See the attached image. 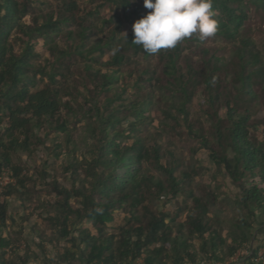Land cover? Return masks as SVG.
Instances as JSON below:
<instances>
[{
  "label": "trees",
  "instance_id": "1",
  "mask_svg": "<svg viewBox=\"0 0 264 264\" xmlns=\"http://www.w3.org/2000/svg\"><path fill=\"white\" fill-rule=\"evenodd\" d=\"M39 1L0 0V169L7 168L15 178V184L1 194L0 228L6 219V200L12 196L23 200L27 193L25 170L12 162V156H31L41 146L47 159H67L63 175L71 183L67 189L48 172H39V179L50 178L46 185L59 198L54 213L45 218L52 234L49 244L56 252L54 259L44 255L41 264H71L73 260L79 264H197L189 242L173 234V218L163 210L154 214L145 204L147 200L166 204L180 195L190 204L186 224L199 239V251L209 262L224 263L252 234L242 233L240 241L234 239L235 245L226 246L228 252L221 256L224 241L194 196L190 175L179 172L176 164H165L158 133L147 134L145 110L151 103L150 92L164 79L180 99L177 106L171 101L168 105L240 189L238 207L247 212L251 223L264 229V137L254 134L263 123L257 115L264 109V56L259 44L242 33L251 12L264 9V0H181L180 7L166 13L164 26L170 38L163 32L156 48L149 31L132 29L118 37L124 23L145 22L141 8L128 0H106L121 12L105 22L106 36L91 44L92 26L77 17V0H55L53 6L30 13L32 4ZM180 19L189 32L180 31ZM73 26L76 29L70 30ZM61 33L66 41L62 47L55 42ZM204 36L229 46L230 58L204 47ZM182 45L200 54L198 67L186 63L184 73L178 64ZM44 48L50 55V61L44 59L48 66L39 61ZM130 54L157 55L159 73L138 76L135 84L127 85L134 75ZM77 56L83 63L74 69L82 72L80 90L71 94L63 85L66 75L75 77L69 60ZM128 87L136 92L145 87L147 95L137 100V94H127ZM198 92L204 98L207 130L202 124L194 130L188 123V108ZM76 97L82 99L77 111L72 105ZM259 98L263 99L259 102ZM75 112L85 120L88 140L79 160L73 155L74 133L64 117ZM165 116L175 119L169 112ZM147 142L151 144L146 146ZM137 209L140 216L135 214ZM116 213H123L126 221L116 236H108L104 230ZM27 220L25 216L23 221ZM240 228L251 230L250 221H243ZM59 242L69 246L60 249ZM41 243L35 249L43 251ZM24 245L18 256L15 244L0 233V264L35 263L34 248L26 240Z\"/></svg>",
  "mask_w": 264,
  "mask_h": 264
},
{
  "label": "rangeland",
  "instance_id": "2",
  "mask_svg": "<svg viewBox=\"0 0 264 264\" xmlns=\"http://www.w3.org/2000/svg\"><path fill=\"white\" fill-rule=\"evenodd\" d=\"M133 7L137 6L141 8V15L144 16L145 22L132 21V23H124L120 28L118 37L122 38L128 34L132 29L145 32L149 31L153 35L155 41V48L158 42L163 38V32H166L169 39V31L164 26L166 19V13L168 10H176L181 6V0H128ZM55 0H40L37 4H32L29 12H35L37 10H45V6H53ZM78 16L85 18L86 22L90 24L92 37L89 44L93 43L97 38L106 36L109 31V27L105 22L109 19H113L116 14H119L120 9L116 8L114 4L106 0H77ZM182 27L181 32H189V26L187 23L180 19ZM113 25V24H112ZM111 25V26H112ZM195 24V21L193 22ZM110 26V27H111ZM76 29V26L71 27L70 30ZM62 30H67L63 27ZM244 36L252 38L254 42L259 44L261 54L264 56V9L259 11L253 10L250 15V19L246 22L242 28ZM55 42L58 46H65V36L61 33L55 37ZM202 45L209 49H216L219 56L225 59L230 58V47L217 39H213L211 36H204L202 38ZM182 54L179 58L178 64L182 72H185L186 63L191 64L193 67H198L200 62V54L193 47L182 45ZM157 50V49H156ZM41 53L39 61L42 65L48 66L46 60L50 61V55L47 48H44ZM129 68L134 72V75L127 85L135 84L138 76L147 78L151 76L153 72L156 74L160 71V60L157 55L147 58L141 56H135L130 54ZM44 59H46L44 61ZM107 53L103 56L102 62L106 61ZM69 61L70 71L75 74V77L67 76L63 87L68 93L77 94V90H80V73L79 69L74 70L78 65H82L81 60L77 56L76 60L71 58ZM193 61V62H192ZM195 61V62H194ZM79 72V74H78ZM72 73V74H73ZM160 78V75H159ZM162 85L154 88L153 92H150L151 103L146 107L145 117L147 118V134L152 136L155 132L158 133L159 143L162 146V150L165 154V164H176L179 172H187L191 178V188L194 196L201 200L202 205L206 208L207 218L214 229H216L222 240L224 246L222 248L221 256L228 252L226 246L235 245L234 239L238 243L242 233L252 234L250 241L239 248L232 257L225 259L224 263H215L207 261L205 255L199 251L200 242L196 234L189 232L186 216L188 214V208L190 204L185 201L182 195L174 198L169 203L161 204L157 201L147 200L145 204L150 208L151 212L156 214L160 211H164L173 218V234L177 235L179 241H188L191 250L196 252L197 264H257V262H264V229L259 228L256 223H251L250 218L245 210H242L237 205V200L240 196V189L226 176L222 168L217 165L216 159L211 157V152L200 147V141L196 139L191 130H188L186 123L181 116H179L176 110L168 105L171 101L174 106H177V102L180 100L178 95L173 93V89L168 87L165 80H161ZM264 82V79H263ZM42 85V83H39ZM147 89L145 87L136 92L134 87H128L127 94H137L136 99L141 100L147 95ZM258 91V88H255ZM68 99V97H66ZM263 98H259V102ZM77 103H72L76 109V105L81 103V97H76ZM204 98L200 92L196 93L192 98V102L189 105L188 123L192 125V129H197L202 124L204 130H207L208 124L205 122L203 115ZM169 112L175 119H169L165 116V113ZM64 113V111H62ZM66 120H68V128L74 133L75 152L74 157L79 160L86 148L88 140L85 138V120L78 112L72 115L64 114ZM262 124L257 126L254 134L258 138L264 137V109L260 108L257 115ZM130 119V118H129ZM126 125L124 124L123 127ZM151 142H147L146 146ZM213 152L217 153L216 145L212 146ZM12 162L15 165L20 166L25 170L24 176L26 177V195L23 196V200L17 197H10L6 200L7 213L3 228H0V233L7 236L12 244H15L18 256H21L25 249L24 240L29 243L30 248H34V254L37 259L33 264H41L43 256H47L48 259H54L56 249H53L49 244V240L52 237L51 228L48 226L46 217L48 213H54V204L59 198L50 190L46 185L50 178L45 181L39 179V172L45 171L50 174L51 177L63 187L70 189L71 183L68 177H64L63 168L67 162L66 158H58L55 160H49L45 156L41 146H37L35 152L31 156L27 155H13ZM149 170L156 176H159L153 168L149 165ZM179 174V173H178ZM3 199L0 195V204ZM182 202L185 203L182 206ZM137 216L141 215V210L137 209ZM28 217L27 222L23 221L24 217ZM126 221L123 213H116L113 218V222L107 225L104 230L108 236H116L118 234V228L121 227ZM250 221L251 230L240 228L242 222ZM1 226V225H0ZM41 240L43 242L41 243ZM42 245V250L35 249V245ZM60 249L67 248L65 242L57 243ZM76 249H71L75 252ZM8 251V250H7ZM44 252V253H41ZM253 253L255 255H253ZM14 260V256L11 258ZM71 264H79L78 261H72ZM136 264H140L139 261Z\"/></svg>",
  "mask_w": 264,
  "mask_h": 264
},
{
  "label": "built area",
  "instance_id": "3",
  "mask_svg": "<svg viewBox=\"0 0 264 264\" xmlns=\"http://www.w3.org/2000/svg\"><path fill=\"white\" fill-rule=\"evenodd\" d=\"M15 178L10 170L7 168L0 169V195L8 185H14Z\"/></svg>",
  "mask_w": 264,
  "mask_h": 264
}]
</instances>
